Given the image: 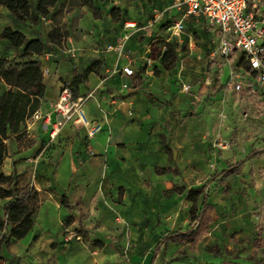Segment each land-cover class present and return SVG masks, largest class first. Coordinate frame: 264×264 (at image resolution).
I'll return each mask as SVG.
<instances>
[{"label": "crops", "instance_id": "1", "mask_svg": "<svg viewBox=\"0 0 264 264\" xmlns=\"http://www.w3.org/2000/svg\"><path fill=\"white\" fill-rule=\"evenodd\" d=\"M153 5V0H57L49 12L67 33L62 45H49L36 55L0 39L6 65L20 69L37 62L45 86L38 110L42 118L26 120L19 137L4 141L7 156L0 173L18 181L13 189L35 190L38 201L32 228L22 239L0 247V264H155L161 252L168 256L170 247H182L168 243L154 250L162 236L189 225L192 203L186 191L201 187L202 178L216 171L225 175L231 165L239 164L228 177L253 166L250 161L243 165L249 157L245 149L234 158L230 146L225 150L221 145L217 158V148L234 129L235 115L225 119L224 114L247 117L249 111L239 100L264 102V96L224 92L222 60H212L211 54L209 60H194L191 55H202L192 37L169 35L166 22L161 24L164 12L152 22ZM113 9L119 12L117 19ZM0 17H5L0 18V32L11 28L49 44L47 34L54 26L50 17L17 22L1 6ZM126 23L135 27L126 28ZM200 28L211 41L212 35ZM120 42L121 52L107 50ZM167 44L177 52L170 70L160 60ZM236 65L241 66L239 60ZM126 66L132 76L121 72ZM76 76L83 79L71 87L72 97L84 98L85 116L102 129L88 138L84 127L69 122L50 140L58 118L52 104ZM6 90L0 82V94ZM218 96L228 104L223 111L214 103ZM237 191L231 186L228 198L214 201L207 193L214 206L209 225L221 208L225 220L236 217L237 201H243ZM9 201L0 198V214ZM72 232L80 239L70 238Z\"/></svg>", "mask_w": 264, "mask_h": 264}, {"label": "trees", "instance_id": "2", "mask_svg": "<svg viewBox=\"0 0 264 264\" xmlns=\"http://www.w3.org/2000/svg\"><path fill=\"white\" fill-rule=\"evenodd\" d=\"M57 0H0V6L4 7L17 22L26 20L36 21L40 18H51L54 26L47 34L45 44L40 39H27L21 32L5 28L0 32V39H6L11 46L28 53L41 54L49 45H62L67 36L65 29L59 26L54 16L50 15L49 9L56 4ZM83 3L88 0H83ZM33 9V12L31 10ZM114 19L119 13L115 9L110 11ZM167 27H170L168 24ZM161 65L165 70L175 66L177 52L175 46L167 44L161 55ZM90 70L92 67L89 68ZM88 69V70H89ZM82 76H76L69 89L82 81ZM0 82H4L7 90L0 94V168L7 156V147L4 141L8 138L21 135L20 125L30 119L37 112L44 101L45 86L39 64L35 61L26 63L20 69L10 68L4 58H0ZM239 164L231 165L224 171L225 175L235 172ZM17 180L11 176L0 173V198H10L4 205L3 213L0 214V247L8 245L12 241L22 239L33 225V215L37 208V193L35 190L25 187L13 189ZM182 192V190H180ZM186 200L192 203L189 209L190 223L184 230L169 232L162 236L155 244L154 250L159 251L168 243L186 244L191 243L194 247L205 235L212 221L214 206L208 200L205 186L190 188L185 193ZM256 239L252 240L255 249ZM191 246V247H192ZM192 247V248H193ZM254 249L244 257L235 256L226 261L225 256L231 255L227 248H221L217 244L206 248L205 253L214 258H223L219 263H213L207 259H200L189 264H264V259L256 258ZM226 254V255H225Z\"/></svg>", "mask_w": 264, "mask_h": 264}, {"label": "rangeland", "instance_id": "3", "mask_svg": "<svg viewBox=\"0 0 264 264\" xmlns=\"http://www.w3.org/2000/svg\"><path fill=\"white\" fill-rule=\"evenodd\" d=\"M82 1L78 0V2ZM153 1L152 14L164 12V20L161 24L166 23L163 24V28L167 27L168 24L171 25L181 17L183 6H174L175 0ZM0 18L5 20V17ZM184 25L185 29L182 33H188L192 37L195 48L199 49L202 55L201 59H197L195 55H191V57H194V60H209L214 47L211 41L208 40L207 33L200 28L204 26L202 19L187 17L184 19ZM182 33L180 36H182ZM185 50L190 52L189 49ZM239 58L240 53H237L233 61L234 66H236ZM212 60L220 59L215 56ZM222 69L224 79H226L229 71L228 66L224 65ZM214 103L220 111L224 110L225 104L228 105L223 96L215 97ZM240 104L247 107L249 116L240 118V113L236 114L235 112H230L231 115L229 113L224 114L228 117H225V119H231L230 116L235 115V119L232 117L234 129L229 131L228 135L222 137L224 143L217 148V158L221 156V145L224 146L225 150L227 149L226 146L229 145L234 158H236L238 151L245 152L246 150L248 152L249 157L244 160L243 165L246 161L254 164L249 169L246 167L245 172H241L239 175L228 177L216 171L212 175L203 177L201 182V186L204 185L205 191L211 196V201L225 200L229 197L231 186H236L238 190L236 195L243 198L242 202L237 201L240 208L235 213L236 217L231 218L230 216L225 220L224 208L216 210L215 219H213L215 223L209 225L205 235L194 247L191 243L182 244V247L176 245L170 247L167 250L168 256L161 252L155 264H161V261H163V264H189L200 259H212L213 263H219L223 258H210L205 253L206 248L213 244H217L221 248H227L232 252L231 255L225 254V260L229 261L234 259L235 256L244 257L251 253L254 249V243H252L254 238L256 239L254 249L256 258L264 259V102L257 100L242 102V100H239ZM248 138L251 140L250 144L246 142ZM220 140L218 139L217 143H220ZM258 141L261 142L257 143ZM255 146H261V149H252ZM219 220L222 223L216 225ZM189 223L190 218L188 216L186 224Z\"/></svg>", "mask_w": 264, "mask_h": 264}, {"label": "built area", "instance_id": "4", "mask_svg": "<svg viewBox=\"0 0 264 264\" xmlns=\"http://www.w3.org/2000/svg\"><path fill=\"white\" fill-rule=\"evenodd\" d=\"M174 6H183L181 17L168 27L171 35L178 36L184 30V19L195 17L203 20L205 30L212 35L211 43L214 50L211 56H217L223 65L228 66L226 82L222 90H227L242 97L256 95L264 96V0H175ZM163 13H156L152 22L160 20ZM126 28L135 24L126 23ZM115 49L121 52L123 43L107 46V50ZM240 53L241 66H234L232 60ZM150 61H147L149 64ZM222 67L219 68L221 71ZM115 71H112L114 73ZM121 72L126 76L134 73L129 67H122ZM123 88H128L123 84ZM184 91L187 85H182ZM84 98L73 99L68 84L62 86L52 111L58 116L52 125L49 139L53 140L62 127L69 122L86 129L88 138L95 137L102 129L101 124L90 122L85 116L82 106ZM33 120L42 118L40 112H35ZM48 117L45 118V120ZM70 238L79 240L75 233Z\"/></svg>", "mask_w": 264, "mask_h": 264}]
</instances>
